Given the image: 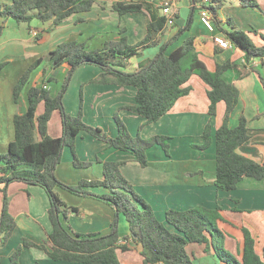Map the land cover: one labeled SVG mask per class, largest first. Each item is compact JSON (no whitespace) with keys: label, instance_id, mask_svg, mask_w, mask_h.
<instances>
[{"label":"trees","instance_id":"trees-1","mask_svg":"<svg viewBox=\"0 0 264 264\" xmlns=\"http://www.w3.org/2000/svg\"><path fill=\"white\" fill-rule=\"evenodd\" d=\"M100 1L107 0H12L5 3L0 0V15L13 19L17 23L28 25L35 19L50 23L48 31L53 30L72 15L92 11ZM111 10L118 15L137 12H149V5L144 0H111ZM191 10L185 25L177 33L160 43V35L167 27V16L151 14L147 24V33L137 43L130 44L127 36L107 40L100 48L90 49L86 43L76 40L59 43L45 57L36 59L22 74L14 86V99L18 102L22 90L28 85L32 71L46 60L42 84L31 85L27 91L28 109L14 117L15 139L7 151L0 152V192L3 193V205L0 217V241L5 244L16 228V218L10 211L8 186L13 182L37 185L44 188L50 199L49 217L53 231L48 238L38 242L30 237H23L10 257V264H20L19 257L23 246L44 250L53 260H66L87 264H121L119 252L132 248L140 249L143 264H195L198 252H208L225 264H264V253L256 250V240L252 232L244 225H237L229 220L218 205L208 208L196 205L184 210L170 208L166 211L165 221L160 220L153 206L136 191L131 181L123 174L121 165L125 161H102L103 178L81 179L77 184L61 181L56 170L62 161L63 151L70 147L73 152L75 167H90L93 161H82L76 152V139L81 131H86L110 147L131 152L141 166L148 165L147 151L160 145L170 153L169 136L156 134L148 138L140 134L132 136L128 126L119 115V110L127 109L145 118L139 131L146 125L159 120L168 113L178 99L188 95L192 86L187 83L192 76H199L208 86L210 99L209 115L217 114L218 104L225 102L226 109L222 124L215 136L212 124L204 127L203 143L198 148L210 146L216 142V179L218 190L230 191L246 177L264 178V163L246 157L238 148L251 140L249 121L241 116L236 126L230 125V117L240 100V89L229 80L226 74L236 72L239 78L247 77L253 71L252 62L264 58V31L253 27L245 30L236 24L233 17H228L222 25L218 10L226 0H191ZM243 7L260 9L255 0H239ZM206 8L214 17L215 31L225 35L242 53L244 60L227 59L217 63L214 70L209 69L196 47V37L188 36L175 49L170 47L187 32L194 21V12ZM179 17L178 14H176ZM85 19L78 16L77 21ZM3 25L0 24V34ZM36 41L43 34H36ZM159 46V51L151 58L138 63L133 71L126 70L128 61L142 56L143 52ZM216 52L218 48H215ZM96 65L102 71L91 82L131 85L137 89L136 104L120 107L114 118L118 126L116 136L109 135L103 128L87 124L84 121L83 93L80 92V108L77 114L66 110L64 96L75 71L82 65ZM7 61H0V70ZM67 67V73L57 93L52 94L48 83L56 80L47 77L49 68ZM249 68V69H248ZM264 82V76L259 73ZM43 111L39 112V106ZM54 112H59L62 134L54 137L49 134V122ZM39 137V139H37ZM58 188L82 196L100 200L114 209L109 234L79 233L69 230L64 222L70 213L79 214V208L68 206L60 196ZM96 188L105 189L97 193ZM121 215L128 223V234L120 231ZM241 236L238 249L227 248L228 236ZM191 246V247H190ZM199 247L202 249L198 251ZM192 248V250H191Z\"/></svg>","mask_w":264,"mask_h":264},{"label":"crops","instance_id":"crops-1","mask_svg":"<svg viewBox=\"0 0 264 264\" xmlns=\"http://www.w3.org/2000/svg\"><path fill=\"white\" fill-rule=\"evenodd\" d=\"M1 1L8 3L12 0ZM144 2L149 5V12L120 16L111 10V0L100 1L92 11L72 15L51 31H48L49 22L41 25H36L34 22L30 25L20 24L0 15V24L3 25L0 34V61H7V65L0 70V152L7 151L9 144L15 139L14 117L16 114L25 113L28 109V88L31 85L43 83L41 68L44 61L31 73L28 85L22 90L16 102L13 93L14 86L26 69L36 59L48 54L64 41L84 42L90 49L100 48L107 40L122 36H127L130 44L137 43L147 33V24L151 20V14H163L161 6L163 0H144ZM194 7L191 0H178L171 7L175 20L172 25H167L164 33L160 35L161 44L185 25ZM217 15L224 26L230 16L234 18L238 27L249 30L243 22L235 19L231 7L226 6V2L218 10ZM78 16L85 20L78 22ZM33 30L43 34L40 41H36ZM217 33L219 32H211L204 26L200 12L196 10L191 28L170 47V50L178 47L186 37L195 36L200 57L209 69L214 70L217 63H222L229 58L243 61V53L238 48L233 46L225 49L216 44L214 37ZM216 47L219 52L215 51ZM158 51L159 46L152 47L145 50L142 56L131 58L126 70H135L141 60L153 57ZM252 69L251 74L244 78H239L234 71L226 74L227 78L240 89V100L229 122L234 127L241 116L247 117L251 140L241 145L238 152L256 162L264 163V82L259 76V73L264 76V58L255 59L252 62ZM101 71L102 69L96 65L80 66L71 78L64 96V104L68 112L77 114L82 90L84 121L103 128L111 136H116L118 126L114 118L115 112L123 105L137 103V89L131 85L91 82V79L96 78ZM66 73V66L49 68L47 77L61 78ZM61 81L62 78L58 80L55 89L51 82L48 83L52 94L58 92ZM187 84L192 86L191 92L178 99L173 108L159 120L146 124L140 131L139 127L145 118L127 109L119 110V115L132 135L140 132V135L145 138L156 134L169 136V155L160 145H156L148 150V165L143 167L135 161V156L131 152L110 147L107 142L97 139L86 131H81L76 139L77 155L80 160L93 161V164L90 167H75L73 152L70 147H66L62 161L57 166L56 175L63 182L77 184L81 179L103 178V164L97 160L98 157L102 161H125L121 165L123 174L131 181L136 191L153 206L160 220L165 221L166 211L170 208L184 210L196 205L208 208L221 205L224 215L229 220L237 225L246 226L252 232L256 240V250L263 255L264 178L258 180L246 177L238 183L236 189L230 191L216 188L214 184L216 179L215 137L210 146L205 149L198 148L197 145L203 143L202 133L207 122H211L212 133L215 136L218 127L223 122L226 104L220 102L217 114L211 118L208 112L209 86L197 75L192 76ZM38 110L42 112L43 105H40ZM56 114L59 112H54L49 122V134L54 137L62 134L60 114L59 118L56 117L57 123L53 125L52 122ZM52 127H54V133H52ZM64 166L71 169L70 176L64 171ZM68 179H71V182ZM104 190L103 188L94 189L97 193L104 192ZM58 192L68 206L78 207L80 211L79 214L70 213L68 220L64 222L69 230L84 234L110 232L114 217V209L110 205L95 198L73 194L62 188H58ZM8 195L10 211L15 216L17 225L5 244L0 241V264H10V257L17 247L22 245L23 237L42 242L53 231L49 217L50 199L44 188L37 185H26L23 182H13L8 186ZM2 205L3 193L0 192V217ZM74 220H77V223ZM123 229L122 236L127 235L128 230ZM234 235L227 237V245L236 251L241 236ZM200 250L202 249L199 247L198 251ZM130 251L140 254V249ZM140 256L141 259L129 255L119 258L121 264H143V257L141 254ZM19 263L87 264L66 260L56 261L44 250L26 246H23Z\"/></svg>","mask_w":264,"mask_h":264},{"label":"rangeland","instance_id":"rangeland-1","mask_svg":"<svg viewBox=\"0 0 264 264\" xmlns=\"http://www.w3.org/2000/svg\"><path fill=\"white\" fill-rule=\"evenodd\" d=\"M255 2L260 5L261 10L260 9H253L252 7L243 8L241 6V3L239 0H226V6L231 7V12L234 15L235 19L237 18V20H239L240 22H243L248 27L249 30L252 29L253 27H256V28L264 31V0H255ZM32 22H34L36 25L42 24V22H40L37 19L33 20ZM247 27H245V28H247ZM149 51H151V50H149ZM46 55L47 54H45L43 57H45ZM46 66H47V64H46V60L44 58V65L41 68L42 72ZM47 72H48V70H47ZM65 76L66 75L61 77L62 81L60 83H62L64 81ZM55 78H56V80L51 82L54 89L56 87L58 80L61 79L60 77H57V76ZM56 115L57 116H55L52 120L53 125L57 123L56 117L59 118V114H56ZM54 132H55L54 127H52V133H54ZM138 134H140V132ZM137 135H132V136H137ZM64 171L67 172V174H69L68 176H70L71 169L68 166H64ZM68 180L71 182V179H68ZM121 217H122V220L120 222V231H121V233L124 234L123 228H125V230H128V223H127V221L123 215H121ZM79 221H80V219H79ZM74 222L77 223V220H74ZM109 233H105V234H109ZM227 248L232 251V249L228 245H227ZM132 249L137 250L138 248H132ZM191 250H192V248H191ZM133 251H129L126 253H119V257L125 258V256L129 255V256H134V257L137 256L138 259H141L140 254L133 252ZM196 255H197V257L194 258L195 264H225V263H221L218 260V258H216L213 254H209L208 252H203V253L197 252Z\"/></svg>","mask_w":264,"mask_h":264},{"label":"built area","instance_id":"built-area-1","mask_svg":"<svg viewBox=\"0 0 264 264\" xmlns=\"http://www.w3.org/2000/svg\"><path fill=\"white\" fill-rule=\"evenodd\" d=\"M178 2V0H163L161 3L162 6V13L163 15L167 16V24L172 25L175 20L174 14L171 12V7L175 5ZM200 17L202 20V23L204 26L211 32H214L216 27H215V22H214V17L210 11H208L206 8H202L200 10ZM33 34L36 36L38 34L37 30H33ZM214 40L216 44H218L222 48H231L233 47L231 41L222 33H217L214 37Z\"/></svg>","mask_w":264,"mask_h":264}]
</instances>
